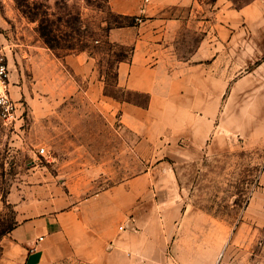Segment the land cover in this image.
Segmentation results:
<instances>
[{
    "label": "rangeland",
    "instance_id": "obj_1",
    "mask_svg": "<svg viewBox=\"0 0 264 264\" xmlns=\"http://www.w3.org/2000/svg\"><path fill=\"white\" fill-rule=\"evenodd\" d=\"M32 1L48 15L33 20L16 0H0V55L17 103L15 122L0 117V252L26 196L57 186L79 201L95 198L163 161L140 157L142 136L124 130L119 106L147 100L116 78L145 17L119 14L112 0ZM252 2L198 0V28L180 35L174 49L181 62L199 44L198 59H210V147L169 160L186 204L210 214V264H264V93H255L263 84L255 67L264 58V22L242 12ZM84 52L90 73L66 61ZM192 85L203 86L200 79Z\"/></svg>",
    "mask_w": 264,
    "mask_h": 264
},
{
    "label": "crops",
    "instance_id": "obj_2",
    "mask_svg": "<svg viewBox=\"0 0 264 264\" xmlns=\"http://www.w3.org/2000/svg\"><path fill=\"white\" fill-rule=\"evenodd\" d=\"M111 5L119 14L145 17L116 78L118 86L147 100L125 99L119 106L124 130L142 136L136 139L140 157L163 161L148 162L95 198L79 201L57 186L47 196H26L16 203L17 223L1 240L0 264H210V214L186 204L169 161L175 153L190 158L210 147V59L208 54L198 59L199 44L186 61H176L174 50L180 35L188 36L194 24L198 28V0H112ZM242 12L253 23L261 14L264 22V0ZM88 58L84 52L67 55L66 61L90 73ZM255 73L263 78L264 58ZM197 79L203 86L192 85ZM262 85L256 82V94L264 93Z\"/></svg>",
    "mask_w": 264,
    "mask_h": 264
},
{
    "label": "built area",
    "instance_id": "obj_3",
    "mask_svg": "<svg viewBox=\"0 0 264 264\" xmlns=\"http://www.w3.org/2000/svg\"><path fill=\"white\" fill-rule=\"evenodd\" d=\"M144 6L141 11H144ZM142 15H136L141 21ZM0 117L6 124H12L17 120V103L10 93L9 68L4 55H0Z\"/></svg>",
    "mask_w": 264,
    "mask_h": 264
},
{
    "label": "trees",
    "instance_id": "obj_4",
    "mask_svg": "<svg viewBox=\"0 0 264 264\" xmlns=\"http://www.w3.org/2000/svg\"><path fill=\"white\" fill-rule=\"evenodd\" d=\"M18 6L22 9V11L30 18V19H38L39 15L42 14L43 18L46 17V15H48L47 10H42L41 12V8L40 5H37V3L33 2L32 0H16ZM122 16V15H121ZM40 30L43 36H47L48 34V28L47 26H43V23L40 24ZM47 43L53 47V45L51 43H49V40L47 41ZM124 59H120L119 61H122ZM14 227V226H13ZM12 227V228H13ZM11 228V229H12ZM10 229V230H11ZM9 230V231H10ZM8 231V232H9Z\"/></svg>",
    "mask_w": 264,
    "mask_h": 264
}]
</instances>
